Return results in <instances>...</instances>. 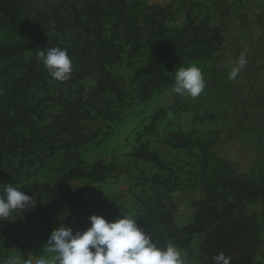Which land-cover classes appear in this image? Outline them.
I'll use <instances>...</instances> for the list:
<instances>
[{"label":"trees","instance_id":"1","mask_svg":"<svg viewBox=\"0 0 264 264\" xmlns=\"http://www.w3.org/2000/svg\"><path fill=\"white\" fill-rule=\"evenodd\" d=\"M81 9H74V25L80 29L82 45L67 46L56 39L33 31L31 41L37 51L61 48L67 51L72 60V73L62 85L78 88L79 98L70 99L52 95L47 89V97L33 104L22 99L23 90L48 86L53 80L35 55L24 65L21 77L12 80L11 93L5 94V103L0 106V185L13 184L14 174L9 170L10 159L19 156L20 165H34L33 156L42 147L44 157L52 159L61 156L65 163L73 167L59 176L54 183H34L25 189V194L36 200V206L24 213L29 221L37 213H44L41 204L43 196L50 199L60 210L64 204L72 209L68 227L73 232L89 226L80 222L77 216L78 200L67 190L77 181L106 183L110 175L118 170L115 165H107L104 160L96 161L91 167L83 158L82 149L90 144L102 146L114 137L115 131L107 127L104 131L98 127L89 130V123L100 119L110 122H122V113L113 108L115 104H125L127 91L121 81L109 67L120 64L128 49V58L138 57L146 48L151 51L150 61L135 73L132 83L139 85V102L151 101L156 94H161L174 85L175 71L187 63L215 60L212 50L220 51L226 43L225 29L216 26L208 5L189 1L190 7L185 12V23L173 28L168 26L176 17V7L181 1L173 0L166 7L148 6L143 0H81ZM202 7L204 18L197 17V8ZM27 10L25 0H0V30L22 22ZM30 45L14 43L0 45V60H13L24 56ZM93 81L94 85L86 90L81 84ZM55 106L58 114H46L43 107ZM179 102L169 108L158 111L148 128L156 132L157 124L166 118L169 112H188L189 105L177 109ZM198 117L196 121H198ZM51 121L48 125L39 123ZM24 130H27L24 132ZM103 135L101 139L99 136ZM168 145L175 150L200 148L209 150L207 142L195 141L184 132H172ZM132 157L151 163L158 169L170 172L161 155L154 152L145 142L135 148ZM207 163V162H206ZM237 164L231 163V166ZM207 166V165H206ZM144 181H158L143 176ZM264 199V182H253L245 175L224 176L217 174L215 181L206 186L205 195L194 203L193 225L180 228L175 222V213L170 208L157 214L154 219L159 229L152 237L160 246L176 240L183 248L192 242V231L202 235L199 258L201 264H212V257L223 253L230 257V264H264L258 259L262 247L261 215L250 211V204ZM150 215L153 209L144 202ZM87 226V227H85ZM4 228L0 240L7 238L12 227L8 221H0Z\"/></svg>","mask_w":264,"mask_h":264},{"label":"rangeland","instance_id":"2","mask_svg":"<svg viewBox=\"0 0 264 264\" xmlns=\"http://www.w3.org/2000/svg\"><path fill=\"white\" fill-rule=\"evenodd\" d=\"M25 1L27 10L22 22L0 30V45L14 43L30 45L24 56L13 60H0V106L6 101L4 95L11 93L12 80L23 75L25 63L37 52V46L31 41L33 31H38L67 46L82 45L80 29L75 27L73 15L75 8H82L81 0ZM172 1L143 0L148 6L162 7H166ZM189 1L204 4L200 0L179 2L176 17L168 23L170 28L185 23V12L190 7ZM202 9L197 8L195 12L197 17L204 18L203 13H211L216 22H221L225 13L230 10L226 7L218 10L215 6H209L211 10L202 13ZM127 51L128 49L122 63L109 67L127 91L125 104L113 106L114 109L121 111L123 121L120 123L100 119L98 122L89 123L90 131H95L98 127L107 131V127L110 126L115 135L100 147L90 144L82 149L87 167H91L98 160H104L107 165L118 167V170L110 175L106 183L77 181L69 185L68 192L78 200L77 216L80 222L90 227L89 217L92 215L102 216L107 221L114 222L123 218V215L132 214L137 219L138 226L153 237L157 235L156 231L159 229L154 219L157 214L166 212L167 208L175 213L178 227H191L194 203L204 197L206 186L215 181L217 174L224 176L243 174L253 182H264V91L259 90L256 94L229 89L230 86L226 84L224 77L216 74L221 61L218 55L224 49L211 51L217 56L215 60L190 62L185 65L199 67L205 80V88L197 98L177 95L172 91V87L161 94H156L145 104L139 102V85L132 83V80L136 71L150 61L151 51L146 48L134 59L128 58ZM47 83L48 86L41 85L39 88L23 90L22 96L19 97L37 104L38 100L48 96L46 92L48 89L55 96L79 98L76 86L62 85L55 80H49ZM81 84L86 90L94 85L93 81ZM248 96L252 97V103L246 107L245 99ZM238 101L244 105L241 107L243 111L250 112V121H236L235 115L238 114L233 113L232 106ZM175 102H179L177 109L187 104L190 110L169 112L168 116L157 124L156 132L148 131L155 114L169 108ZM42 109L46 114L60 112L58 107L52 105ZM49 123L51 121L39 124L42 127ZM177 131L190 135L195 141L209 143V150L172 149L168 142L171 133ZM102 137L103 135H100L99 139ZM145 142L150 144L154 152L161 155L168 168L175 171L174 177L168 171L132 157L134 149ZM45 153L44 149L39 147L36 155L32 157L35 164L30 165L27 161L23 167L20 165L19 156L11 158L9 170L15 177L12 185L25 191L34 183H54L59 176L73 167V164L65 163L61 156L46 159ZM231 163L237 165L231 166ZM143 176L150 179L158 176L163 184L155 180L146 182ZM144 202L149 203L153 209V216L146 211ZM41 204L45 212L37 213L32 221L20 212L8 220L12 232L7 238L0 240V263L10 255L19 253L23 254L24 259L31 258L30 254L37 257L45 254L43 250L51 232L62 224L68 227L69 218L72 216V209L68 204H64L58 210L57 205L45 196L42 197ZM249 208L251 212L261 215L262 247L258 259L264 262V199L253 202ZM3 229L0 228V235ZM170 242L181 251L185 264H201L199 252L202 235L196 230L192 231V242L187 248H183L176 240Z\"/></svg>","mask_w":264,"mask_h":264},{"label":"clouds","instance_id":"3","mask_svg":"<svg viewBox=\"0 0 264 264\" xmlns=\"http://www.w3.org/2000/svg\"><path fill=\"white\" fill-rule=\"evenodd\" d=\"M44 69L57 82H64L72 73V60L67 51L50 48L36 52ZM246 64L241 53L235 67L229 72L234 79ZM205 88L201 69L196 65L178 67L175 71L172 91L180 96L197 98ZM36 206V200L12 184L0 185V221L11 220L17 212H25ZM90 227L73 232L63 224L53 230L40 256L22 253L10 255L2 264H185L181 251L172 242L160 246L152 236L138 226L132 214L109 222L102 216L89 217ZM212 264H230V257L218 253Z\"/></svg>","mask_w":264,"mask_h":264},{"label":"crops","instance_id":"4","mask_svg":"<svg viewBox=\"0 0 264 264\" xmlns=\"http://www.w3.org/2000/svg\"><path fill=\"white\" fill-rule=\"evenodd\" d=\"M205 5L224 9L223 0H200ZM221 22L216 26L225 29L226 43L220 53V66L216 74L224 77L231 91H264V0H243L238 6L228 8ZM241 53L245 54L246 64L234 79H229V72L236 66ZM252 97L245 99L246 107L252 103ZM238 102L233 104L236 121H250V112L242 110ZM231 107V106H229ZM2 264V263H0Z\"/></svg>","mask_w":264,"mask_h":264},{"label":"built area","instance_id":"5","mask_svg":"<svg viewBox=\"0 0 264 264\" xmlns=\"http://www.w3.org/2000/svg\"><path fill=\"white\" fill-rule=\"evenodd\" d=\"M243 0H223V4L226 8H233L238 6Z\"/></svg>","mask_w":264,"mask_h":264}]
</instances>
